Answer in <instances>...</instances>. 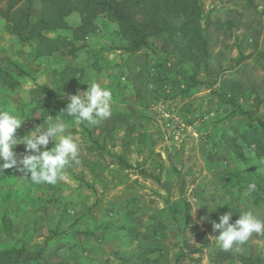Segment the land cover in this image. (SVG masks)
<instances>
[{"label": "rangeland", "instance_id": "374dc122", "mask_svg": "<svg viewBox=\"0 0 264 264\" xmlns=\"http://www.w3.org/2000/svg\"><path fill=\"white\" fill-rule=\"evenodd\" d=\"M199 3L201 22L210 20V54L199 65L161 50L158 39L130 52L108 22L81 42L70 39L65 52L80 48L88 67L63 78L52 65L64 59L35 57L0 13V63L19 81L13 90L0 84V109L24 116L18 137L50 116L63 119L81 149L55 185L0 172V264H217L212 221L248 209L262 218L264 156L242 133L264 120V0ZM7 5L26 9L28 0H1ZM32 6L37 14L42 4ZM103 30L120 39L103 46ZM93 81L111 90L112 114L97 125L74 123L62 113L68 95ZM15 151L25 154L23 145ZM263 239L253 234L248 246L257 251Z\"/></svg>", "mask_w": 264, "mask_h": 264}, {"label": "trees", "instance_id": "16d2710c", "mask_svg": "<svg viewBox=\"0 0 264 264\" xmlns=\"http://www.w3.org/2000/svg\"><path fill=\"white\" fill-rule=\"evenodd\" d=\"M32 2L28 0L26 9L12 10V5L0 6V13L13 24L14 32L23 41L36 42L37 55L50 54L57 49L56 38L44 35L43 31L70 28L65 17L73 11L81 17L80 24L73 28L75 38L92 31L101 15L117 24L118 33L126 41V49L130 52L150 47L158 39L161 50L176 53L179 58L196 65L207 60L210 54L206 34L210 20L201 22L204 14L199 0H40L42 7L37 18L31 13ZM72 70V67L65 68L68 72ZM19 73L25 72L20 70ZM0 84L13 90L19 86V81L0 65ZM241 113L249 115L246 110H241ZM255 120L256 124L244 130L242 137L249 141L248 144L255 145L256 155L264 156V120L260 116ZM228 139L229 145L234 144V138ZM258 199L262 200L261 206L264 207V196ZM234 221L232 217L230 222ZM190 246L186 243L188 251L194 249ZM253 247L248 246L250 252L246 253L223 251L218 246L211 253L212 262L231 263L237 260L241 264L264 263V239L260 249L255 251Z\"/></svg>", "mask_w": 264, "mask_h": 264}, {"label": "clouds", "instance_id": "9594fccd", "mask_svg": "<svg viewBox=\"0 0 264 264\" xmlns=\"http://www.w3.org/2000/svg\"><path fill=\"white\" fill-rule=\"evenodd\" d=\"M88 85V84H87ZM113 97L110 89L93 81L84 91L77 90L68 95V103L62 113L74 123L87 122L97 125L112 114ZM24 116L11 109H0V172L15 169L30 174L35 184L55 185L65 179V171L71 163H79L80 144L68 131L70 125L63 119L46 121V126L35 125L27 134L17 136ZM52 147L48 148L49 143ZM17 145H23L25 154H18ZM249 194L255 184L248 186ZM227 203L219 204L224 205ZM218 206V205H217ZM231 211L219 216V222L212 221L213 230H219L216 243L223 251L236 250L256 235H264V219L248 209L239 218L230 222Z\"/></svg>", "mask_w": 264, "mask_h": 264}, {"label": "crops", "instance_id": "0c3cea01", "mask_svg": "<svg viewBox=\"0 0 264 264\" xmlns=\"http://www.w3.org/2000/svg\"><path fill=\"white\" fill-rule=\"evenodd\" d=\"M32 8H33V6H32ZM39 14H40V12L37 13V14H33L32 13V15L35 18H37L39 16ZM71 19H73V20H71ZM101 19H102V22H101ZM65 20H66L67 24L70 26V28H68V29H62V28H60V29H56V30L43 31V34L44 35H46L48 37H51V38H56V40H57L58 47H57V49L55 51H53L50 54L37 55L36 54V42L33 41V40L32 41H23L20 38V36L15 32V35L17 37V41L18 42L19 41H22L25 44H30L31 45V50H32V53L34 54L35 57H38V56H47V57L52 58V57H55V56H61L64 59V62L62 64H60V63L57 62V63H54L52 65V68H55L56 69V71L58 73V76L60 75L59 76L60 78H63L62 77V73L64 72L65 68H67V67H72L73 68L72 72H75L76 71V72H80V73L81 72L82 73L85 72L86 68L88 67V66H84L85 58H83L78 53V49H80V48H77L76 51H75V53L72 52V51L71 52H65L64 49L66 48V46H68V44H70V39H71L72 43H73V40L76 41V43H77V41L81 42L88 35L93 34L95 30H99L100 27L102 28V26L104 24H107L108 22L112 23L111 21L107 20L104 16H101L100 15L96 19L97 26L92 31L87 32L85 35H80L79 38H75L74 37V34H73V28L76 27V26H78L80 24V21H81L80 14L77 11H73L72 13H70L68 16L65 17ZM66 31L70 32V34H67L66 35V33H67ZM12 32H14V30H13V24H12ZM114 32H115V30H112L111 32L110 31H107V30H105V31L103 30L102 36H99V37H101L100 39L104 43L103 46L107 47V44L106 43H108L110 41L114 42L115 40L120 39V38H118V35L120 36V34L117 33L118 35H115ZM76 43H75V45H78ZM0 65H1V63H0ZM91 65H94V64H91ZM1 67H3V66L1 65ZM47 68H49V66ZM47 68H46V72H47ZM4 69H6V68H4ZM40 70H41V68H40ZM41 73H42V70H41ZM67 78H69V76H67ZM38 85H39V87H41V85H43V81L39 82ZM184 223H185V220L183 221V224Z\"/></svg>", "mask_w": 264, "mask_h": 264}]
</instances>
